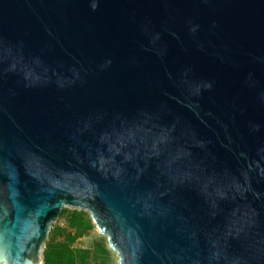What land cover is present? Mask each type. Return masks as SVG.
<instances>
[{"label":"water","instance_id":"water-1","mask_svg":"<svg viewBox=\"0 0 264 264\" xmlns=\"http://www.w3.org/2000/svg\"><path fill=\"white\" fill-rule=\"evenodd\" d=\"M63 208L118 264H264V0H0V264Z\"/></svg>","mask_w":264,"mask_h":264},{"label":"trees","instance_id":"trees-1","mask_svg":"<svg viewBox=\"0 0 264 264\" xmlns=\"http://www.w3.org/2000/svg\"><path fill=\"white\" fill-rule=\"evenodd\" d=\"M63 220L62 225L59 222ZM94 228L89 212L63 208L58 222L49 232L44 248V264H106L110 250L103 237L92 247H76L75 242L87 236Z\"/></svg>","mask_w":264,"mask_h":264},{"label":"rangeland","instance_id":"rangeland-1","mask_svg":"<svg viewBox=\"0 0 264 264\" xmlns=\"http://www.w3.org/2000/svg\"><path fill=\"white\" fill-rule=\"evenodd\" d=\"M57 222L58 220L56 221V223ZM63 223H64L63 220L59 222L60 225H62ZM99 237H103L105 239L106 246H108L107 238L104 235H101L100 233H98L96 226L94 225L93 230L87 236H84L78 239L74 245L76 247H83V248L92 247L93 241H95ZM109 250H110V255L108 256V259H106V264H118V256L116 252L110 248Z\"/></svg>","mask_w":264,"mask_h":264}]
</instances>
